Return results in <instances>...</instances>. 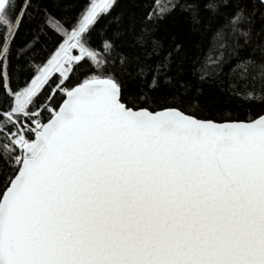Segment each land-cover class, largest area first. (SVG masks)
<instances>
[{
    "label": "snow or ice",
    "instance_id": "6c2138e0",
    "mask_svg": "<svg viewBox=\"0 0 264 264\" xmlns=\"http://www.w3.org/2000/svg\"><path fill=\"white\" fill-rule=\"evenodd\" d=\"M130 3L0 0V264H264V0Z\"/></svg>",
    "mask_w": 264,
    "mask_h": 264
},
{
    "label": "trees",
    "instance_id": "16d2710c",
    "mask_svg": "<svg viewBox=\"0 0 264 264\" xmlns=\"http://www.w3.org/2000/svg\"><path fill=\"white\" fill-rule=\"evenodd\" d=\"M130 10H133L130 0H121V9H118V11L128 13ZM135 11L137 13L135 18L136 31L139 32L142 10L135 9ZM201 15L206 17L208 14L202 11ZM200 29V31L194 32L193 24L190 19H188L185 14H176L169 18L168 21L154 33L155 38L161 42V48L158 52H153L150 42L143 48L139 46L129 48L128 45L133 43L131 34L125 38V50L140 55L149 65H155L157 61L163 60L169 51L174 50L177 44H180L182 46V52H173L172 67H175V62L177 60L183 58L186 62V66L191 68L197 56L202 55V53L197 50L196 45L198 43H203L206 46L208 40V34L203 31V26H200ZM26 39H28L27 32L21 36V41Z\"/></svg>",
    "mask_w": 264,
    "mask_h": 264
}]
</instances>
